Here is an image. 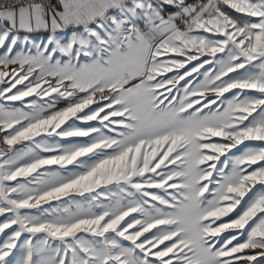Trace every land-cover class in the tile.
Returning a JSON list of instances; mask_svg holds the SVG:
<instances>
[{"label":"snow or ice","instance_id":"1","mask_svg":"<svg viewBox=\"0 0 264 264\" xmlns=\"http://www.w3.org/2000/svg\"><path fill=\"white\" fill-rule=\"evenodd\" d=\"M0 145V264H264V0H0Z\"/></svg>","mask_w":264,"mask_h":264},{"label":"rangeland","instance_id":"2","mask_svg":"<svg viewBox=\"0 0 264 264\" xmlns=\"http://www.w3.org/2000/svg\"><path fill=\"white\" fill-rule=\"evenodd\" d=\"M29 99H31V98H29Z\"/></svg>","mask_w":264,"mask_h":264},{"label":"water","instance_id":"3","mask_svg":"<svg viewBox=\"0 0 264 264\" xmlns=\"http://www.w3.org/2000/svg\"><path fill=\"white\" fill-rule=\"evenodd\" d=\"M0 146H2V145H0Z\"/></svg>","mask_w":264,"mask_h":264}]
</instances>
